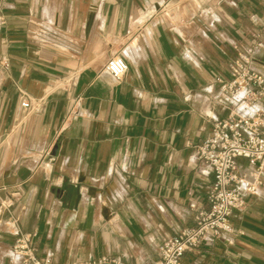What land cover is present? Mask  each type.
Here are the masks:
<instances>
[{
  "label": "crops",
  "instance_id": "0c3cea01",
  "mask_svg": "<svg viewBox=\"0 0 264 264\" xmlns=\"http://www.w3.org/2000/svg\"><path fill=\"white\" fill-rule=\"evenodd\" d=\"M0 16V263L25 235L50 264H151L209 208L213 121L264 109L222 87L239 53L264 74V0H0ZM230 224L183 263L264 264V179Z\"/></svg>",
  "mask_w": 264,
  "mask_h": 264
},
{
  "label": "built area",
  "instance_id": "2783aa9c",
  "mask_svg": "<svg viewBox=\"0 0 264 264\" xmlns=\"http://www.w3.org/2000/svg\"><path fill=\"white\" fill-rule=\"evenodd\" d=\"M1 24H4L2 16ZM247 62V53H239L238 58L229 63L230 80L223 82L222 87L226 93L242 91V100L253 106L264 98V74L248 67ZM126 69L120 56L110 57L104 65L106 73L114 79H120ZM72 82L73 75L63 81L64 84ZM20 96L21 106L28 108L32 99L21 90ZM196 156L212 175L207 195L209 208L197 213L192 227L166 238L157 248L158 259L151 264H184L185 251L204 242L223 239L231 232V213L243 209L244 196L255 193L264 179V109H256L250 114L229 112L224 119H215L209 135L196 146ZM239 159L245 160L246 164H239ZM7 264H50V260L36 257L31 238L23 235L11 248ZM70 264L122 263L117 257L99 256Z\"/></svg>",
  "mask_w": 264,
  "mask_h": 264
},
{
  "label": "water",
  "instance_id": "95a60500",
  "mask_svg": "<svg viewBox=\"0 0 264 264\" xmlns=\"http://www.w3.org/2000/svg\"><path fill=\"white\" fill-rule=\"evenodd\" d=\"M75 194V193H74ZM74 198H77V197H74Z\"/></svg>",
  "mask_w": 264,
  "mask_h": 264
}]
</instances>
